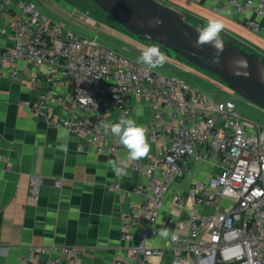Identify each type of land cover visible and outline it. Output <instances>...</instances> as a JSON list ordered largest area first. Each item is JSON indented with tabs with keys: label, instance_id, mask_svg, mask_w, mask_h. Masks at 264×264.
<instances>
[{
	"label": "built area",
	"instance_id": "1",
	"mask_svg": "<svg viewBox=\"0 0 264 264\" xmlns=\"http://www.w3.org/2000/svg\"><path fill=\"white\" fill-rule=\"evenodd\" d=\"M184 1L210 2L215 11V3L221 0ZM224 1L222 9L253 13L255 18L244 25L259 32L257 20L264 17V0ZM11 12L14 45L0 50V76L17 81V63L23 60L38 68L30 78L41 85L36 100L22 102L31 118L84 138L85 146L99 154L118 155L123 146L110 126L121 117L131 118L134 98L150 104L149 140L156 143L151 161H128L126 168L146 178L145 184L132 189L144 201L132 203L133 215L123 219L120 236L129 243L128 252L112 264H145L148 257L164 256L167 251L173 264H264V129L247 122L230 95L214 98L177 77H163L135 59L117 54L96 37L70 33L28 0H0V18ZM57 78L70 88L64 95L52 86ZM220 91L226 93L223 88ZM52 106H70L83 116L54 117ZM108 106L120 112L117 119L102 113ZM105 124L109 125L107 131ZM163 136L168 138L167 146L158 143ZM126 157L117 156V165ZM191 158L211 162L213 170L203 179L193 177L182 195L171 183L191 173ZM168 193L185 210L188 229L184 232V222L176 221L165 250L151 247L149 235L158 228V215ZM188 200L192 205L186 208ZM200 208L207 209L200 212ZM46 250L33 247L31 253L37 256ZM66 252L71 259L78 257L73 248ZM18 264H32V259L21 258ZM52 264L66 263L56 258Z\"/></svg>",
	"mask_w": 264,
	"mask_h": 264
},
{
	"label": "crops",
	"instance_id": "2",
	"mask_svg": "<svg viewBox=\"0 0 264 264\" xmlns=\"http://www.w3.org/2000/svg\"><path fill=\"white\" fill-rule=\"evenodd\" d=\"M28 1L38 4L37 0ZM164 1L207 23L222 20L225 32L264 51V17L257 20L259 32L253 33L244 24L254 19V14L238 12L232 7L222 9L224 0L215 3V11L210 2L191 4L177 0L179 4H174ZM82 17L81 25L95 28L89 17ZM13 24V12L0 18V50L14 45ZM17 67L20 74L17 81L5 74L0 76V264H18L21 258L32 259V264H52L56 258L66 264H112L128 252L129 243L120 236L122 221L133 215L132 203L144 201V197L133 193L132 189L145 184L146 178L132 171L124 176L113 171L108 161L117 162V156H127L123 147L118 155L99 154L85 146L84 138L31 118L22 102L36 100L41 85L31 82L30 78L39 70L25 60L19 61ZM52 86L62 95L70 89L59 78ZM132 106L131 119L146 128L150 145L148 156L137 161L148 163L156 147V143L149 140L150 104L134 98ZM51 111L54 117L83 116L70 106H52ZM102 113L115 119L120 115L111 106L103 108ZM158 143L167 146V136ZM65 144L66 152L62 150ZM188 165L191 173L171 183V188L182 195H186L193 177L203 179L213 170L211 162L199 163L192 158ZM114 185L118 189H114ZM186 203V208L192 205L191 200ZM206 209L200 208V212ZM178 220L184 222V232H187L185 210L172 202L168 193L158 215V228L149 235L150 246L168 249L169 235ZM162 228L168 229L166 238L159 235ZM33 247L47 250L33 256ZM67 248L75 249L78 257L71 259ZM145 264H173V257L167 251L164 256L148 257Z\"/></svg>",
	"mask_w": 264,
	"mask_h": 264
},
{
	"label": "water",
	"instance_id": "3",
	"mask_svg": "<svg viewBox=\"0 0 264 264\" xmlns=\"http://www.w3.org/2000/svg\"><path fill=\"white\" fill-rule=\"evenodd\" d=\"M128 33L153 42L207 72L234 94L264 111V63L234 43L223 41L220 63H213L216 49L194 47L200 28L183 14L157 0H90Z\"/></svg>",
	"mask_w": 264,
	"mask_h": 264
},
{
	"label": "rangeland",
	"instance_id": "4",
	"mask_svg": "<svg viewBox=\"0 0 264 264\" xmlns=\"http://www.w3.org/2000/svg\"><path fill=\"white\" fill-rule=\"evenodd\" d=\"M167 6H170L180 11L186 22L202 29L207 26V22L184 9L169 4L164 0H157ZM170 3L179 4L177 0H166ZM37 7L49 19L63 25L70 33L83 36L86 38H97V40L112 49L114 52L126 57L137 60V57L148 46L158 47L165 55L166 62L162 67L154 69L159 72L163 77L174 76L180 80L185 81L189 85L200 89L209 96L220 98L221 96L227 97L236 105L237 111L249 123L256 124L264 129V111L252 106L244 99L230 91L226 85L218 81L216 78L209 75L207 72L200 70L192 65L179 60L181 57L177 56L172 51L146 40L138 36L128 33L125 29L115 23L106 13L100 10L90 0H37ZM188 6V5H187ZM184 6L187 10H191ZM89 17L95 25V28H86L81 25V17ZM83 18V17H82ZM84 20V19H83ZM220 37L228 40L235 45L243 48L247 52L254 55L261 62L264 63V51L248 45L246 41L230 35L224 30L221 31ZM179 58V59H178ZM182 59V58H181ZM220 88L225 89L226 93H222Z\"/></svg>",
	"mask_w": 264,
	"mask_h": 264
},
{
	"label": "clouds",
	"instance_id": "5",
	"mask_svg": "<svg viewBox=\"0 0 264 264\" xmlns=\"http://www.w3.org/2000/svg\"><path fill=\"white\" fill-rule=\"evenodd\" d=\"M224 29L222 20L213 19L209 20L207 26L198 31L197 38L193 42V46L200 48L205 44L211 45L216 49V55L213 57V63L219 64L220 53L223 51V41L220 39V33ZM138 64L146 66L148 69H157L163 66L166 62V55L156 46L146 47L141 54L137 57ZM89 102L91 98L86 95ZM93 103V102H92ZM139 114V113H138ZM106 131L109 125H104ZM110 132L114 135L118 143L126 149L127 157L122 165H117L116 161H108L112 166L113 171L119 175H127L126 168L128 161H137L148 156L150 152V145L147 142L146 128L138 125L134 119L121 117L119 122L110 126ZM63 151H67V145L62 146ZM169 234L168 229L162 228L159 230V235L167 237Z\"/></svg>",
	"mask_w": 264,
	"mask_h": 264
},
{
	"label": "bare ground",
	"instance_id": "6",
	"mask_svg": "<svg viewBox=\"0 0 264 264\" xmlns=\"http://www.w3.org/2000/svg\"><path fill=\"white\" fill-rule=\"evenodd\" d=\"M262 76L264 77V69H263V71H262Z\"/></svg>",
	"mask_w": 264,
	"mask_h": 264
},
{
	"label": "trees",
	"instance_id": "7",
	"mask_svg": "<svg viewBox=\"0 0 264 264\" xmlns=\"http://www.w3.org/2000/svg\"><path fill=\"white\" fill-rule=\"evenodd\" d=\"M178 59H179V58H178ZM179 60L183 61V59H181V58H180Z\"/></svg>",
	"mask_w": 264,
	"mask_h": 264
}]
</instances>
